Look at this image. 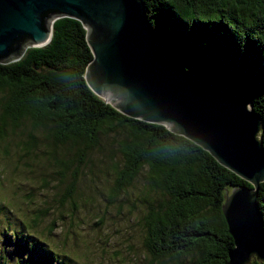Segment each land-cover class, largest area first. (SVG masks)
Listing matches in <instances>:
<instances>
[{
  "label": "trees",
  "instance_id": "16d2710c",
  "mask_svg": "<svg viewBox=\"0 0 264 264\" xmlns=\"http://www.w3.org/2000/svg\"><path fill=\"white\" fill-rule=\"evenodd\" d=\"M142 3L160 43L188 74L249 97L264 149V0ZM85 34L79 21L60 17L47 45L0 63V145L8 149L17 137L16 146L29 154L43 144L63 198H75L78 178L98 166L115 177L110 200L143 176L147 196H153L142 219L148 253L160 260L198 256L205 264H228L234 245L221 211L222 190L252 186L193 142L163 125L128 118L97 97L84 79L92 60ZM57 150L65 154L59 157ZM257 203L264 229V181ZM15 236L18 252L27 255L15 264H60L42 241L37 248L34 239L29 249Z\"/></svg>",
  "mask_w": 264,
  "mask_h": 264
},
{
  "label": "water",
  "instance_id": "95a60500",
  "mask_svg": "<svg viewBox=\"0 0 264 264\" xmlns=\"http://www.w3.org/2000/svg\"><path fill=\"white\" fill-rule=\"evenodd\" d=\"M60 17L81 23L92 60L89 89L122 115L163 125L252 186L223 188L222 215L234 248L228 264L264 262L257 203L264 181L261 123L248 96L188 74L160 43L142 0H0V63L49 43Z\"/></svg>",
  "mask_w": 264,
  "mask_h": 264
},
{
  "label": "rangeland",
  "instance_id": "374dc122",
  "mask_svg": "<svg viewBox=\"0 0 264 264\" xmlns=\"http://www.w3.org/2000/svg\"><path fill=\"white\" fill-rule=\"evenodd\" d=\"M17 143L14 137L8 149L0 145V263L27 259L16 248L17 235L29 249L34 239L40 241L37 248L45 243L60 264H205L198 256L160 260L148 253L142 219L145 202L153 196H147L143 176L110 200L115 177L98 166L92 175L78 178L75 198H63L56 166L42 153L44 145L26 154ZM253 261L261 262L255 256Z\"/></svg>",
  "mask_w": 264,
  "mask_h": 264
}]
</instances>
